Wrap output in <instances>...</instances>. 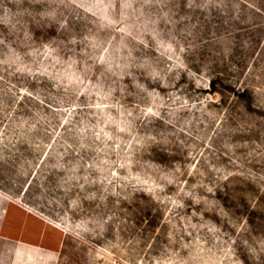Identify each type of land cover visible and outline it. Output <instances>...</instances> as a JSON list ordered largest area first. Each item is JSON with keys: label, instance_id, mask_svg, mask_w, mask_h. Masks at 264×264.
Segmentation results:
<instances>
[{"label": "rangeland", "instance_id": "rangeland-1", "mask_svg": "<svg viewBox=\"0 0 264 264\" xmlns=\"http://www.w3.org/2000/svg\"><path fill=\"white\" fill-rule=\"evenodd\" d=\"M0 264H264V0H0Z\"/></svg>", "mask_w": 264, "mask_h": 264}, {"label": "trees", "instance_id": "trees-1", "mask_svg": "<svg viewBox=\"0 0 264 264\" xmlns=\"http://www.w3.org/2000/svg\"><path fill=\"white\" fill-rule=\"evenodd\" d=\"M214 87H215V85H214Z\"/></svg>", "mask_w": 264, "mask_h": 264}]
</instances>
